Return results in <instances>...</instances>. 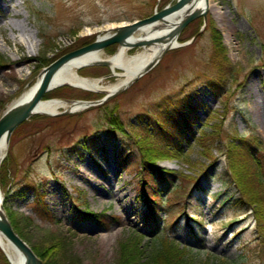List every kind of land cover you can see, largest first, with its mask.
Instances as JSON below:
<instances>
[{"label": "rangeland", "instance_id": "rangeland-1", "mask_svg": "<svg viewBox=\"0 0 264 264\" xmlns=\"http://www.w3.org/2000/svg\"><path fill=\"white\" fill-rule=\"evenodd\" d=\"M174 3L0 0V117L44 68L89 45L81 46L93 35L145 19ZM198 19L202 25L193 37L179 42L182 31L177 38L182 46L167 51L154 68L101 105L51 117L55 119L10 136L5 158L11 155L15 164L1 192L3 206L16 233L46 264H264L255 219L248 209L235 206L240 195L229 182L226 158L227 144H237L236 137L242 135L264 155V0H209L205 21ZM10 23L29 30L36 45L31 53L27 36L12 33ZM191 30L193 26L186 28L182 37ZM212 32L223 55L213 54ZM116 48L103 50L102 60ZM142 50L128 49L126 57ZM222 63L232 68L233 76L217 97L209 82ZM100 67L106 69H96ZM92 71L99 77L88 76ZM78 72L91 80L103 79L104 86L123 79L121 70L103 66ZM76 90L72 94L85 98L82 93H92L93 100H63L94 102L104 96ZM181 116L191 123L189 132L179 130L180 122L172 125ZM111 120L122 131L113 128ZM164 144L170 151L175 147L176 156H154L152 161L155 168L173 174L167 186L160 187L169 204L157 207L158 224L149 219L147 225L137 183L151 176L150 170L138 175L141 154L149 145ZM37 189L47 204L46 217L34 211ZM182 204L190 219L201 224L191 222L189 230L183 216L172 223ZM78 213L98 215L100 223ZM230 220L236 222L227 226ZM156 226L178 250L185 249L182 254L173 246L157 245L150 230ZM2 258L0 250V264H8Z\"/></svg>", "mask_w": 264, "mask_h": 264}, {"label": "trees", "instance_id": "trees-1", "mask_svg": "<svg viewBox=\"0 0 264 264\" xmlns=\"http://www.w3.org/2000/svg\"><path fill=\"white\" fill-rule=\"evenodd\" d=\"M148 17V16H146ZM202 25V19H197L191 22L186 28L192 27L193 30H191L187 36V38H183V34L186 31V28L183 30V34L181 37H179V42H184L189 40L191 37H193L197 31L198 28ZM213 33V54H222L223 55V48L218 44V36ZM94 35L90 39V41L85 42L81 46H84L91 43L94 40ZM116 45H111L105 49V51L113 52ZM221 69L219 70L217 75L214 76V79H212L209 82V87L213 90L214 94L218 97L219 95L223 94V91L225 90V86H227V81L231 79L233 76V70L231 67H229L226 63H222ZM97 70H105L106 68H96ZM93 68V70H96ZM96 70V71H97ZM80 71V70H79ZM92 71L90 75L88 76H94L99 77L94 74ZM221 72L224 75V77H221ZM79 73V72H78ZM86 75V74H85ZM87 76V75H86ZM230 77V78H229ZM223 90V91H222ZM77 91L76 89H71L67 86L60 87L57 90L46 94L43 98H57V99H83V100H93V94L92 93H82L85 95V98H82L80 94L74 95L72 92ZM194 110L193 108L189 112V116H193ZM188 115V114H187ZM181 117H177L175 121L172 123V125H176V122H180L183 127L179 128V130L183 133L184 130L187 129V131L191 128V123L186 120L185 118H182L178 120ZM50 119H55L47 116L42 115H35L31 117L29 120L23 122L20 124L14 131L13 135L19 132H27L31 129H35L34 125L38 122H44L49 121ZM166 120H168V117H165ZM163 120V121H166ZM168 121H172L169 119ZM112 127L115 128L118 131H122L121 125L114 120H111ZM191 130V129H190ZM189 132V131H188ZM181 135V133H180ZM243 136V135H242ZM242 136H237L236 141L237 144L229 143L226 146V158L228 161L227 166V173L230 175V181L235 187L237 192L239 193V197L235 200V206H243L244 208L248 209L250 211V214H252V217L255 219L256 224V238L258 240L259 248L261 252L264 254V155L263 151L259 147V145L253 141H250L248 139H245ZM206 140L205 136H202L199 141L202 143ZM139 150L142 152V147L138 146ZM168 146L165 144L163 146L161 145H149L147 147L146 153H142L141 162H140V170L138 171V175L142 176V173L144 171L149 172V176H151V179L141 178V180L137 183V201L138 204H141L142 207L145 210L144 214V223H148L149 219L157 221L158 224V206H161L162 204H169L168 198L163 199L161 197V189L160 187H164L163 185L167 186L169 183V180L173 178V174L169 171H165L163 169L155 168L153 165V159L154 156H161L166 158H173L176 155H174V151L176 148L174 147L172 151L167 149ZM93 150L96 149V146L93 145ZM11 155L7 156L3 159L2 163L0 164V190L2 193H4V189L6 188V184H8L9 180L7 179L8 175L11 171H14V169H11V166L13 167L14 161H11ZM10 165V166H9ZM33 207L36 214L41 215V217H46L48 215L47 204L44 201V197L41 194V192L37 189L34 195V201H33ZM6 211V214L8 216V219L16 232V228L14 225V222L12 221L10 213L7 211L6 208H4ZM187 207L185 204H182L179 208V211L177 212V216L172 221L173 224H175L180 216H183L186 218V226L190 230V223H198L201 224V222L197 221V219H190L189 215L186 213ZM45 214V215H43ZM80 217L85 218H91L92 221L97 222L98 224L100 221L98 220V215H91V214H82L78 213ZM100 215V214H99ZM96 218V220H95ZM236 221L230 220L227 222V226H231L235 224ZM164 224V223H163ZM148 225V224H147ZM163 228V227H162ZM151 234L154 236V239H156V243L158 246H167L172 248V246L176 249L177 253L182 254V250H178L175 245L176 242L168 237L167 235H160L159 227H151ZM33 250V249H32ZM34 252V251H33ZM35 253V252H34ZM37 255V254H36ZM37 257L44 263L43 259L37 255ZM2 261H5L4 258H2ZM171 262V261H169ZM7 264V263H5ZM171 264V263H170Z\"/></svg>", "mask_w": 264, "mask_h": 264}, {"label": "water", "instance_id": "water-1", "mask_svg": "<svg viewBox=\"0 0 264 264\" xmlns=\"http://www.w3.org/2000/svg\"><path fill=\"white\" fill-rule=\"evenodd\" d=\"M197 2H198L197 0H175L174 4L168 5L158 12H154L151 16L145 19L135 20L129 23H121V24L116 25L112 29L108 30L107 34L106 33L103 35L97 34L95 36L94 41L91 42L89 45L82 47L78 50H75L73 52H70L68 54H65L59 59L55 60L53 63H51L46 68H44L39 73V75L43 74V77H42V80L39 86L37 87V90L31 95V97L25 103L13 106L12 108L6 110L2 114V116L0 117V138L4 136L6 142H8L12 132L18 125H20L24 121H27L33 115L38 114L34 110L36 106L38 105V103L42 100L44 94L49 90V85H50L52 77L62 66H64L70 60L74 58H78L85 54H89V53H101L105 48L111 45H114V44L117 46V48H116V52L113 55H115L117 51L119 50V48L121 47L133 49V48H145V47L153 45L154 43L165 45L160 55L152 63L147 65L145 69L142 70V72L135 75V77H133L127 83H125V85H123L122 88L119 89L118 91H121L123 88L132 84L138 78L142 77L152 68H154L156 64L159 62V60L161 59V57L167 51H169L170 49H173L171 47L173 45L172 42L179 44L177 42V38L182 32V30L190 22L200 17L203 18L205 21V17L208 12V8H209V5L207 4V0H204L203 6L195 8L194 6ZM184 10H186L184 12V15L179 20H177L175 23L173 24L166 23V18L180 11H184ZM157 22L164 23L165 24L164 26L168 28L169 32L167 33L166 36L158 37L155 40L140 39L136 42L130 41L131 38L134 37V35L138 33L143 27L152 25ZM180 46L182 45L179 44L178 47ZM89 66H103V67L111 68L110 59L99 60V61H96L95 63H92ZM84 67H87V66H84ZM111 75H114V74L111 73ZM118 91L105 95L102 99L98 101H94V102L73 101V103L80 104L83 109H87L92 106L101 105L103 102H105L108 98L113 96ZM67 113H70V111L66 110L60 113L59 115H64ZM45 115L51 116V117L53 116V115H47V114ZM0 197H2V195H0ZM1 200H3V198H1ZM3 209L1 207V210H0V234L3 236V238L6 241L10 242L13 246H15L23 254L25 258L24 264H43L42 261L34 254L32 249L26 244V242L22 240L14 232L9 220L7 219L6 214H4Z\"/></svg>", "mask_w": 264, "mask_h": 264}, {"label": "bare ground", "instance_id": "bare-ground-1", "mask_svg": "<svg viewBox=\"0 0 264 264\" xmlns=\"http://www.w3.org/2000/svg\"><path fill=\"white\" fill-rule=\"evenodd\" d=\"M197 1L198 2L194 6L195 8L204 5V0H197ZM207 4L209 5V0H207ZM185 11L186 10L180 11L172 16H169L168 18H166V23H171V24L175 23L177 20H179L184 15ZM164 25L165 24L162 22H157L152 25L143 27L138 32L139 36L132 37L130 41L136 42L140 39L155 40L158 37L166 36L169 30ZM9 29L11 30L12 33L21 31L22 36L24 35L27 36L26 41L28 43V50L31 53L32 48H35L36 45L32 43V40H31L32 38H31L29 30H26L25 27L22 28V25L16 27V25L12 23L9 24ZM107 29H109V27ZM100 35H103V34H100ZM28 38L30 39L28 40ZM172 44H173L171 46L172 48H177L179 45V44H176L175 42H172ZM164 46L165 45L163 44L154 43L153 45L149 47L143 48L141 52H138L137 54L130 56V57H126L128 48H123V47L119 48L117 53L113 55L112 57H109L108 59H110V67H111L110 69L113 70V72H115L116 69L121 70L123 72L121 74V76H123V79L112 86H104V84L102 83L103 79H100V78L91 80L89 78L81 77L80 75H78V70L84 68V66L89 67V65H91L92 63L102 60L101 53H89V54L80 56L78 58H74L70 60L69 62H67L64 66H62L54 74V76L51 79L50 85H49V90L44 94V96L64 86L71 87L73 89L89 91V92L103 93L104 96L111 94L121 89L122 86L125 85V83H127L130 79L135 77V75L142 72V70H144L147 65L152 63L160 55L161 51L164 49ZM42 77H43V74H40L37 77V79L7 108V110L18 104L25 103L31 97V95L37 90V87L39 86L42 80ZM66 110L70 111V113H75V112L83 110V108L81 107L80 104L73 103L71 101H64L63 99L61 100L57 98H47V99L42 98V100L38 103L34 111L38 113L37 115L46 116L45 114H47V115H53L52 117H55V116H59L60 113ZM47 117H51V116H47ZM8 142H6L4 136L0 138V164L3 158H5V155L7 153ZM0 195H2V193ZM1 198L3 197H0V210H1V207L2 209L4 208L3 200H1ZM3 211H4V214H6L4 209ZM86 214H89V213H86ZM0 250L5 256V259L8 262V264H24L25 258L23 254L15 246H13L10 242L6 241L1 234H0Z\"/></svg>", "mask_w": 264, "mask_h": 264}]
</instances>
